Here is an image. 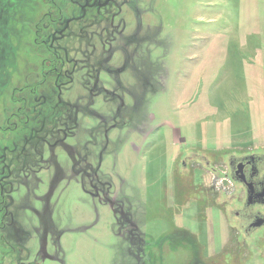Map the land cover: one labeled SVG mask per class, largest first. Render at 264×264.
I'll return each mask as SVG.
<instances>
[{"label": "flooded vegetation", "instance_id": "obj_1", "mask_svg": "<svg viewBox=\"0 0 264 264\" xmlns=\"http://www.w3.org/2000/svg\"><path fill=\"white\" fill-rule=\"evenodd\" d=\"M154 1L0 0V244L11 247L2 251L5 262L0 264H10L12 255H19L15 263H26L28 231L40 229L36 255H48L47 237L54 235L55 243L60 237L54 231L55 205L50 202L64 180L80 185L87 196L113 210L118 236L127 241L123 254L132 264L171 262L168 255L173 250L165 259L162 245L170 249L180 241L188 243L192 257H181L176 264H211L196 256L198 241L185 226L164 235L140 229L123 179L117 176L116 188L104 171V158L116 157L126 134L138 133L145 147L153 135L146 112L163 74L153 75L156 69L145 59L155 36L144 17L153 13ZM23 51L33 60L30 71L23 60L21 74L16 63ZM61 153L64 165L58 160ZM199 159L190 166L198 165ZM225 170L226 183H218L216 177L209 187L192 188L184 197L213 196L220 223L224 224L222 207L223 217L230 221L227 229L245 238L264 226V157L233 154ZM46 174L50 180L42 194ZM20 242L23 248H14ZM37 257L28 263L35 264Z\"/></svg>", "mask_w": 264, "mask_h": 264}, {"label": "rangeland", "instance_id": "obj_2", "mask_svg": "<svg viewBox=\"0 0 264 264\" xmlns=\"http://www.w3.org/2000/svg\"><path fill=\"white\" fill-rule=\"evenodd\" d=\"M153 10L144 17L155 36L145 59L156 69L153 75L163 74L146 112L154 118L150 122L153 135L145 147L138 133L126 134L116 157L104 158V171L116 188L117 176L123 179V191L133 204L131 213L149 235L185 226L198 241L196 256L211 264H264V226L245 239L242 233L227 229L230 221L223 217L222 207L224 224L220 223L213 196L184 197L192 188L209 187L213 178L220 183L230 155L264 157V0H155ZM23 53L16 63L21 74L23 60L29 71L33 60ZM174 132H180L184 142L171 145ZM181 151L205 153L210 163L205 159L191 167L193 160L200 159L174 161ZM61 154L58 160L64 165ZM42 180L39 191L43 194L49 174L42 175ZM58 185L50 204L55 205H51L52 222L60 237L55 243L50 233L48 255L38 259L41 231H28L30 255L24 264L36 257L35 264H132L123 254L127 241L118 236L113 210L91 199L71 180ZM260 209L264 212L263 204ZM14 248H23V242ZM6 249L11 247L0 244V263L5 262L1 253ZM162 252L163 258H173L164 264L192 257L185 241L173 243L170 249L164 243ZM16 257L12 255L10 264Z\"/></svg>", "mask_w": 264, "mask_h": 264}, {"label": "crops", "instance_id": "obj_3", "mask_svg": "<svg viewBox=\"0 0 264 264\" xmlns=\"http://www.w3.org/2000/svg\"><path fill=\"white\" fill-rule=\"evenodd\" d=\"M152 117H153V115H151ZM154 119V118H153ZM152 119V120H153ZM168 131H172V129H170V130H168ZM174 137L177 139V142H175V140H173L174 139ZM179 137H182L181 136V133L180 132H178V135H176V133L174 132V135H172V140H171V145H174V144H177V143H179V142H182V141H180V139H179ZM183 139V138H182ZM184 140V139H183ZM194 154L197 156V157H199V158H201V160L202 161H204L205 159H208L207 161L210 163V157L208 156V155H206L205 153H199V151H195L194 152ZM211 154V153H210ZM192 157V154L191 153H187V154H185L184 155V152L183 151H181L180 153H176L175 154V156L173 157V159H174V161L175 160H177L178 158H184V159H188L187 157ZM198 158V159H199ZM173 163H175V162H173Z\"/></svg>", "mask_w": 264, "mask_h": 264}]
</instances>
